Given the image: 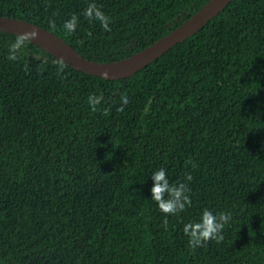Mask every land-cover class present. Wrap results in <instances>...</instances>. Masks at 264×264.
<instances>
[{"label": "trees", "instance_id": "16d2710c", "mask_svg": "<svg viewBox=\"0 0 264 264\" xmlns=\"http://www.w3.org/2000/svg\"><path fill=\"white\" fill-rule=\"evenodd\" d=\"M206 1L0 0V15L111 62ZM89 3L108 30L83 15ZM18 37L0 30V264H264V0H231L120 79L63 62L58 72V59L26 39L9 59ZM90 94L101 98L94 110ZM161 167L189 189L175 215L150 198ZM205 207L231 219L221 239L193 248L182 225Z\"/></svg>", "mask_w": 264, "mask_h": 264}, {"label": "water", "instance_id": "95a60500", "mask_svg": "<svg viewBox=\"0 0 264 264\" xmlns=\"http://www.w3.org/2000/svg\"><path fill=\"white\" fill-rule=\"evenodd\" d=\"M231 0H207L188 19L131 56L111 62H97L81 56L62 38L45 28L23 19L0 15V30L22 35L35 33L34 38L25 39L41 47L58 60L72 68L106 79H120L134 74L177 43H181L199 31L216 16Z\"/></svg>", "mask_w": 264, "mask_h": 264}, {"label": "clouds", "instance_id": "9594fccd", "mask_svg": "<svg viewBox=\"0 0 264 264\" xmlns=\"http://www.w3.org/2000/svg\"><path fill=\"white\" fill-rule=\"evenodd\" d=\"M83 15L89 19L96 20L101 28L109 29V18L94 4L89 3L83 11ZM77 16L73 14L69 19L64 21L63 27L72 32L77 26ZM34 38L35 33H25L20 35L16 41L11 44L9 50V59H16L18 55L22 54L23 44L25 38ZM57 71L63 69V63L57 60ZM120 104L124 105L128 102L126 96H120ZM100 96L89 95L88 104L95 106L100 103ZM119 110V109H118ZM152 181L149 188L150 198L156 203L158 209L165 214H177L183 211L186 206H189L191 201L188 195V186L184 182L176 184L170 183L166 170L161 167L153 169L150 173ZM191 176L186 174L185 180H190ZM231 213L225 211H215L207 207L202 208L197 219L188 220L182 225V232L188 237L190 247H198L205 244L208 240L221 239L222 229L229 223ZM164 225L167 224V217L164 218Z\"/></svg>", "mask_w": 264, "mask_h": 264}]
</instances>
